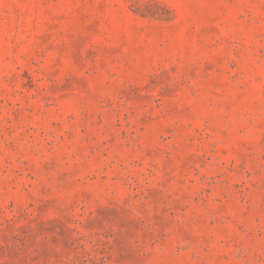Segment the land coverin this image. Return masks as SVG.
Listing matches in <instances>:
<instances>
[{"label":"rangeland","instance_id":"obj_1","mask_svg":"<svg viewBox=\"0 0 264 264\" xmlns=\"http://www.w3.org/2000/svg\"><path fill=\"white\" fill-rule=\"evenodd\" d=\"M0 264H264V0H0Z\"/></svg>","mask_w":264,"mask_h":264}]
</instances>
